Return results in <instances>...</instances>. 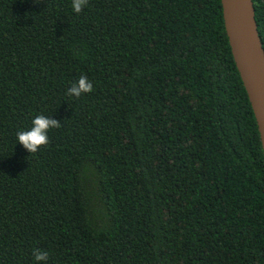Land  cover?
I'll use <instances>...</instances> for the list:
<instances>
[{
    "label": "trees",
    "instance_id": "16d2710c",
    "mask_svg": "<svg viewBox=\"0 0 264 264\" xmlns=\"http://www.w3.org/2000/svg\"><path fill=\"white\" fill-rule=\"evenodd\" d=\"M264 52V0H252ZM81 75L93 91L67 89ZM60 121L29 153L16 133ZM264 264V160L219 0H0V264Z\"/></svg>",
    "mask_w": 264,
    "mask_h": 264
},
{
    "label": "water",
    "instance_id": "95a60500",
    "mask_svg": "<svg viewBox=\"0 0 264 264\" xmlns=\"http://www.w3.org/2000/svg\"><path fill=\"white\" fill-rule=\"evenodd\" d=\"M231 57L246 92L264 160V52L252 0H219Z\"/></svg>",
    "mask_w": 264,
    "mask_h": 264
},
{
    "label": "clouds",
    "instance_id": "9594fccd",
    "mask_svg": "<svg viewBox=\"0 0 264 264\" xmlns=\"http://www.w3.org/2000/svg\"><path fill=\"white\" fill-rule=\"evenodd\" d=\"M88 0H72V9L75 13L79 14L87 6ZM93 91V84L89 81L86 75H81L79 79L67 89V95L70 97L80 98L83 94ZM31 128L25 131L16 133L17 141L29 153H36L41 146L49 143L48 132L51 129L59 128L60 121L47 117L43 114L37 115L31 121ZM33 256L37 264L39 262L47 261L48 253L35 249Z\"/></svg>",
    "mask_w": 264,
    "mask_h": 264
}]
</instances>
